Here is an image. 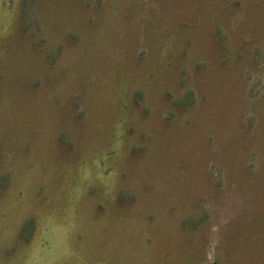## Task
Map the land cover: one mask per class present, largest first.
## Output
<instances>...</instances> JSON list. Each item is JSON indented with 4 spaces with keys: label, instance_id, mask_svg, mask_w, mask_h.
Instances as JSON below:
<instances>
[{
    "label": "rangeland",
    "instance_id": "obj_1",
    "mask_svg": "<svg viewBox=\"0 0 264 264\" xmlns=\"http://www.w3.org/2000/svg\"><path fill=\"white\" fill-rule=\"evenodd\" d=\"M0 264H264V0H0Z\"/></svg>",
    "mask_w": 264,
    "mask_h": 264
}]
</instances>
